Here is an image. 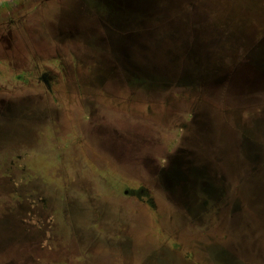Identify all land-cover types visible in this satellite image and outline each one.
Segmentation results:
<instances>
[{
    "label": "rangeland",
    "instance_id": "374dc122",
    "mask_svg": "<svg viewBox=\"0 0 264 264\" xmlns=\"http://www.w3.org/2000/svg\"><path fill=\"white\" fill-rule=\"evenodd\" d=\"M43 1L0 0V23L21 26L25 16L21 37L30 50L20 49L21 68L36 60L60 76L51 96L0 64L1 96L16 103L0 117V264H264V51L252 54L264 48V0H177L153 18L163 27L184 16L191 26L200 14L218 25L208 35L216 59L191 80L131 67L129 34L149 28L129 23V0L114 14L109 2L51 0L46 9ZM98 14L111 16L114 32L94 30ZM216 69L219 79L210 78ZM102 122L119 132L93 136ZM205 124L221 139L238 134L245 180L254 184L241 185L238 163L210 164L186 148L192 162L179 157L177 178H164L171 161L158 152L175 158ZM127 128L154 148L129 149ZM144 155L165 161L158 188L134 166ZM141 185L155 206L124 193Z\"/></svg>",
    "mask_w": 264,
    "mask_h": 264
},
{
    "label": "flooded vegetation",
    "instance_id": "af4514ba",
    "mask_svg": "<svg viewBox=\"0 0 264 264\" xmlns=\"http://www.w3.org/2000/svg\"><path fill=\"white\" fill-rule=\"evenodd\" d=\"M80 1L82 3H87V0H80ZM98 1L99 2L101 1V2L113 3L115 0H98ZM50 2H51V0L43 1L41 7L48 9L50 7V5H49ZM107 7H109V6H107ZM95 11H96V8H95ZM83 12H85V10ZM79 17H82V15ZM100 17L98 14V15H96L97 20H94V22H92V20H91V22H90V24L92 26H94V30L95 31H103V33L114 32L115 28H113L111 25V24H113L112 20H111V16L107 17L109 19H107L106 21L105 20L102 21V18H100ZM22 19H25V16H22L19 19V24L21 26H17V27H12L13 25H15L17 23L14 20H9L8 24H6L4 21H2L0 23L1 24L0 25V64H2L4 61L3 64H6L8 67H10L9 73L14 74L13 75L14 80H24L26 83H29L32 81V82L42 84L47 89L48 94L49 95L51 94V96H53L52 87L55 86L58 83V81L60 80L59 75L48 71L45 68V66H41V64H39L36 60H34L33 64H31V66L26 65V62H25L24 64L28 67L25 66V67L21 68L22 65L19 62V57H20V53H21L20 49L23 46H26L27 48L29 47L28 43H22V42H25V40L21 37V30L23 28V25L21 24ZM85 25H88V24L85 22H84V24H81V26H82L81 28L86 29ZM73 28L76 29L75 27H73ZM121 31H122V29L118 28L117 33L121 32ZM13 36H14V38H13ZM9 38L13 40V43H11ZM4 42L7 43V46H4ZM104 44H106V41ZM106 46L109 49H111L110 50L111 52L117 53V51H118L117 47L118 46L109 45V44ZM28 50H30V49L28 48ZM251 55L252 54H250V56ZM242 59L243 58H241V60ZM116 67H118V65H116ZM19 68L22 69L20 74H19ZM64 76H66V74H64ZM75 78H77V76ZM11 81H12V79H10L8 84H10ZM15 89H16V87H15ZM15 92L16 91H13V94H15ZM1 95H2V93H0V117L3 118V116H6V114L11 112V110H12L11 106H14V104H16V103L15 102L6 103L5 97H3ZM195 107H196V109L199 108L198 106H195ZM200 109H203V107H201ZM102 111L103 110L101 109V111H99V113H97V117H99V119H101V120L105 118V116H102L104 114L103 113L104 111L103 112ZM185 116H187V114H185ZM127 119L125 118V120H127ZM93 120H97V118H95ZM102 123L103 124L99 123V124L93 125L94 126L92 128V130L94 129V133L92 131L93 136L99 135V131L101 129H103L105 131L104 138H106V139L111 138V134L107 133L106 131H111L112 133L113 132H119L118 130L109 128L107 126L108 124H106L105 122H102ZM177 126H181V127L185 128L187 125L182 123L181 125L179 124ZM203 129L204 128H200L199 131H201V132H198V134L196 131L192 130L191 134L189 136L185 137V138H188V140H186V141L183 140L181 142V144L179 146V148H181V149L179 151L175 150L173 152V153H175L174 157L176 158V162L180 163V160L178 159L179 157H180V159L188 157L189 153H187V152H189V151L185 150V148H186L189 150H195V151L199 152V155H197V157H200L201 159L205 158L206 161H208L210 163L211 162L219 163L218 161H221L224 166L226 164H229L230 162L238 163V167L240 166V169H238L239 170L238 176L241 173L243 174V181L241 179V185L244 186L245 188L249 187V185L253 181L246 182V180H245L247 178L248 181H250L251 176H249V174H250L249 171L248 172L245 171V168H246L244 165L245 159H243L241 151L239 150V149H241V143L240 142L238 143V141H237L238 134L236 136L234 134H230L229 132H224V135H222L223 139H221V138H219L218 134L213 133L212 129L205 130L204 132H202ZM124 133L126 134L127 137H130L129 138V146H131V147L129 149L137 146L138 143L142 144L143 146L148 147V149L154 148L153 145H149L148 142H143V141H140L137 139L140 137V134L137 130L130 132L129 128H127V129H125ZM233 133H235V132L233 131ZM0 137H2V130L1 129H0ZM132 138L134 139V141ZM214 138H215V140H214ZM200 154L202 156H200ZM157 155L161 158H166V160H167L166 165L168 164L169 161H171L170 163H172V161L174 160V158L170 157V155H171L170 152L166 153L165 150L162 152H158ZM113 156H115V155H113ZM168 156L170 157V159L168 158ZM164 163H165V161L161 162L160 159H158L156 161L150 160L148 155H144V156H142V158H139L134 163V166H136V167L139 166L142 169L144 168L145 171L151 173L152 177L150 178L149 182H151L155 188L159 185V183L161 181L162 167L164 166ZM183 170H185V169H183ZM183 170L181 169L182 172H184ZM165 171L166 170H164V174H165ZM234 173L235 172H232V174H231V172H230V174H231L230 176H233ZM254 183L255 182H253V184ZM124 193L129 194L131 196H134L135 198H137L142 203H145V204L148 203L151 206H155L153 204L151 198H150L151 194L149 193V189L145 186L141 185V186H138L137 188H134L132 190L128 189V190H125ZM236 193L237 194L241 193L240 188L238 189V192H235V194ZM254 194L257 195L258 192H254ZM231 206H232V204L229 205L228 209L231 210Z\"/></svg>",
    "mask_w": 264,
    "mask_h": 264
},
{
    "label": "water",
    "instance_id": "95a60500",
    "mask_svg": "<svg viewBox=\"0 0 264 264\" xmlns=\"http://www.w3.org/2000/svg\"><path fill=\"white\" fill-rule=\"evenodd\" d=\"M125 1L127 2L128 0H115L113 3H108L109 9L113 11V14L119 12L121 8V4L119 3H125ZM161 2L162 0H129V23H131V25H136V23L142 24L141 27L143 28L146 25L149 29L147 31L129 34V52L127 49L124 50V56L127 59L129 58L131 67L140 69L141 66H144L150 69L151 72L144 71L150 75L153 73L154 76H163L165 78L171 76V78H175L180 74L184 80H191L192 77H194V72H199V70L196 69H198L202 63L210 64L212 59H216V56H212L213 41L209 40L208 35L211 34V31H217L218 25L210 20L211 18L208 19L207 16H199V14L198 17L193 19L194 22L191 26H189L190 22L186 20L188 18L183 16L180 17L176 23L171 22V24L167 23L165 25L166 27H158L154 24L153 18H155L158 13L160 14V12H169L168 10L172 8V5H180L177 0H163V4L160 5L159 3ZM165 18L167 17H164L163 20H165ZM202 20H204L203 25ZM149 23L150 26L155 28H150L148 26ZM210 26L212 28H210ZM190 30L193 31V37L191 38L189 37L190 34H188ZM153 35H157L158 38L155 40L151 37ZM231 39L240 41L242 37H235V34L232 33ZM233 44L235 43L233 42ZM263 50L264 48L259 47L256 50L254 49L252 54L254 51L261 52ZM224 57H226V55H224ZM216 70L217 71L214 73L208 74L210 78L218 77L217 74H219V70ZM208 75H202L201 77L204 78ZM217 79H219V77ZM210 81L214 82L212 79ZM202 126H206V130L210 128L208 124ZM192 155L194 154L189 153L188 155L189 163L192 162V159L190 160V157H193ZM194 162L197 163L200 162V160L195 158ZM212 163L214 162L210 164ZM174 164H176V161L173 160L169 169L165 171L164 178L169 182H173L178 176V174L176 175L177 170L173 168Z\"/></svg>",
    "mask_w": 264,
    "mask_h": 264
},
{
    "label": "trees",
    "instance_id": "16d2710c",
    "mask_svg": "<svg viewBox=\"0 0 264 264\" xmlns=\"http://www.w3.org/2000/svg\"><path fill=\"white\" fill-rule=\"evenodd\" d=\"M60 264H62V263H60Z\"/></svg>",
    "mask_w": 264,
    "mask_h": 264
}]
</instances>
